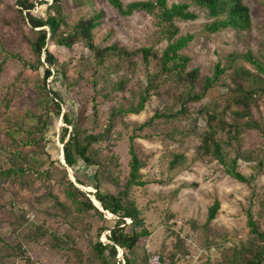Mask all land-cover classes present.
Here are the masks:
<instances>
[{"label": "rangeland", "instance_id": "rangeland-1", "mask_svg": "<svg viewBox=\"0 0 264 264\" xmlns=\"http://www.w3.org/2000/svg\"><path fill=\"white\" fill-rule=\"evenodd\" d=\"M132 1L123 0L125 6ZM89 2L87 6H81L75 0H65L63 7L70 22L100 14L99 25L93 31L98 46L107 47L117 43L127 50L150 48L159 56L163 54L169 42L160 33L157 17L141 10L130 16L122 15L108 0ZM243 2L250 11V30H222L210 34L205 25L212 19L206 9L198 7L193 0H168V6L174 3L189 4V10L198 14L196 20L176 22L180 33L174 40L181 36H193L181 51L191 58L189 70L197 68L201 78H205L213 74L217 63L221 62L225 66L229 55L245 54L247 51H252L264 62V0ZM15 3L16 0H0V142L15 151L23 148V151L33 155L36 170L35 173L28 171L27 176L15 174L0 177V264H25L19 257L6 255L2 258L19 242H23L27 250L37 258L56 264H77L73 252L50 246L51 231L64 235L70 228L61 219L56 207L57 200L67 202L63 186L57 183L62 179V173L56 170V178L52 180L43 173H36L37 170L45 172L52 167L51 160H59L67 166L63 159L60 135L64 128L72 132L73 126L64 123L63 113L70 110L75 114L79 100L85 99L89 131L101 134L106 132L112 113L122 110L109 135L97 143L96 147L102 156H114L118 160L114 175L123 179L130 170L131 134L155 114L163 113L170 104L167 99L169 96L153 93L140 114L124 113L138 104L137 94L147 85L149 71L155 68L156 59L153 56L149 69L145 68L139 55L136 69L119 70L111 66L110 61L96 63L94 54L82 43L72 48L50 44L49 48L57 58L59 67L68 69L72 85L68 87L58 75L56 80L49 78L47 89L57 90L66 103L60 116L48 112L45 108L46 97L40 87L44 70H33L24 63L25 60L34 61V58L28 39L14 18L17 15L13 10L16 8ZM50 3L51 0H37L33 14L45 17ZM243 64L257 72L250 62ZM122 81L127 82L124 89L119 87ZM226 92V86H216L201 103L189 105L192 118L182 124L190 130V135H183L181 129L174 131V125L162 118L139 132L142 138L134 140L142 164L140 173L147 184L133 188L131 198L140 209L144 223L142 228L133 229L127 225L125 230L139 232L145 229L148 232L137 247L128 253L138 264H143L145 253L154 256L161 252L168 255L173 253V264H230L227 263V256L232 257L235 249L247 244L251 238L249 211L264 230V136L252 130L241 137L240 143L227 149L229 162L238 154L255 156L253 161L238 159V169L250 179L249 183L237 181L226 173L224 165L215 159L202 158L197 152L199 134L204 131L205 122L198 119L195 110L222 101L220 96ZM253 112L255 117L264 121V98L260 109H254ZM48 115V126L41 134L37 130L40 117L45 119ZM226 119L230 121L233 118L228 113ZM9 121L11 126L8 125ZM172 129L174 133L170 131ZM9 131L14 132L16 142L6 135ZM41 136L45 138L42 145H46L48 154L37 155L34 150H38ZM27 141L30 145L24 146ZM7 154L5 151L0 152V165L4 168L12 166ZM174 154H183L185 161L177 168L170 169ZM67 170L68 178L74 180L82 190L92 194L96 192L92 181L94 167L80 163L75 170L69 166ZM76 176L90 182V186L79 185ZM102 190L116 194L118 188L105 181ZM92 194L89 196L95 200ZM215 201H219L221 206L216 218L207 225L208 209ZM28 209L32 210L28 213L29 219L20 225V212ZM93 213L89 219H84L83 225L88 224L84 230L89 231L95 243L99 229L106 227L108 229L100 237L109 241L108 234L117 225V217L104 212L105 215L100 218ZM126 222L129 224L131 220ZM35 224L44 225L50 230L49 234L34 240L30 233ZM178 239L182 241L178 243ZM76 242L82 252V264H97L86 236H77Z\"/></svg>", "mask_w": 264, "mask_h": 264}, {"label": "trees", "instance_id": "trees-1", "mask_svg": "<svg viewBox=\"0 0 264 264\" xmlns=\"http://www.w3.org/2000/svg\"><path fill=\"white\" fill-rule=\"evenodd\" d=\"M36 1L16 0V8L10 9L16 11L17 15L14 18H16V23L21 27L23 34L28 39L29 48L34 58V61L25 60L24 63L33 70L37 71L40 68L44 70V74L40 78V87L46 97L45 108L55 116L61 115L63 105L66 102L62 94L57 90L47 89V81L50 77L56 80L57 75L67 83L68 87L72 85V81L68 69L64 66L59 67L57 58L49 48L50 44L72 48L82 43L94 54L96 63L104 64L106 61H110V65L119 70L136 69L139 55H141L146 69L150 68L151 57L153 56L156 59L154 70L149 71L147 75V85L137 94L138 104L123 112L140 114L145 109L153 93L162 96L168 95L167 99L170 104L166 106L167 109L163 113L155 114L150 120L138 126L134 133L131 134L129 146L131 161L128 175L123 179L114 175L118 160L114 156H102L100 150L96 147L97 143L109 135L115 125L117 115L122 110L112 113V118L105 133L93 134L88 128L89 120L86 100L80 99L78 102L79 107L75 114H72L70 110L63 113L64 123L73 126L72 132H69L68 128H64L60 135L67 166L59 160H51L50 164L52 167L50 166L45 172L36 171L38 174H45L49 180L55 179L58 171L62 173V179L57 181V183L63 186L67 202L57 200L56 207L59 211V216H61L64 223L69 224L70 228L64 235L59 234L58 231H51L49 234L50 230L44 225L35 224L30 233L34 240L49 234L51 248L73 252L72 256L75 257L77 264L83 263L82 252L76 242L77 236H86L97 264H114L113 261H115L118 253L117 247L126 251L125 264H138L128 253L137 247L140 240L148 235V232L145 229L139 232L136 230L126 232L125 230L127 225L136 229L142 228L144 223L140 209L131 198L133 188L147 184L140 173L142 164L134 140L142 138L140 133L154 125L157 119L161 120L162 118H165L168 124L174 125V131L181 129L183 135H190V130L182 124L183 121L192 118V111L189 110V105L191 103H201L208 96V92L216 86H226L227 92L220 96L222 101L219 102L218 100L216 103H209L195 110L198 119L205 122V129L199 134L200 144L197 152L202 158L215 159L224 165L226 173L237 181L249 183L250 179L238 169V159L243 158L246 161H253L255 156L253 154H238L237 157L229 162L227 161V149L234 147L237 142L240 143L241 137L252 130L264 136V121L255 117L253 112L254 109H260L261 100L264 98V62L260 61L252 51H247L245 54L236 53L229 55L225 66L221 62L217 63L213 74L205 78H201L199 69L189 70L188 66L191 58L181 53V51L193 39V36H181L174 40L180 33V28L176 22L196 20L198 18V14L189 10V4L174 3L168 6V0H133L125 6L123 0H108L122 15L130 16L135 11L141 10L157 17L160 33L169 42L163 54L159 56L156 52H152L150 48L132 51L119 46L117 43L107 47H100L95 43L93 33L94 29L99 25L100 14L88 19L81 18L77 22H70L63 7L65 0H51L50 5L47 7L46 16H36L33 14ZM75 1L81 6H87L90 3L89 0ZM193 2L198 7L206 9L208 16L212 19L211 22L205 25L206 31L210 34L222 30L241 32L251 29L250 11L243 0H193ZM2 52L5 53L4 50ZM43 54H45V58L42 60ZM246 61L250 62L257 72L246 68L243 64ZM226 79H229V82H226ZM126 83V81H122L119 87L124 89ZM177 105H179L178 109L176 108ZM94 109L96 108L94 107ZM228 113L233 118L230 121L226 119ZM49 116L45 119L40 117V125L37 130L41 134L48 126ZM176 123L179 125L175 126ZM8 125L11 126L10 121ZM170 131L172 132L173 129ZM193 131L195 132L194 128ZM1 132L0 130V134ZM68 134L69 137L67 139ZM6 135L16 142L14 132L9 131ZM169 135L172 136L173 134ZM44 139L41 136L40 140L42 142L38 144V150H34L37 155L48 154L46 145H42ZM27 145H30V142H25L24 146ZM3 151L8 153L12 166L4 168L0 165V177L13 176L15 174L27 176L28 171L34 172L36 170L34 156L30 155L29 152L23 151V148L15 151L0 142V152ZM184 161L185 157L183 154H174L170 169L177 168ZM80 163L95 168L92 179L94 182L93 186L96 189L94 194L85 192L68 178L67 167L69 166L75 170ZM259 163L261 164V162ZM56 170L58 171L56 172ZM76 181L79 185L90 186V182L81 180L77 176ZM105 181L117 186L118 191L116 194L102 190ZM91 194L94 195L95 200L91 199L89 196ZM220 206V202L215 201L208 209L207 225L216 218ZM101 207L104 211L100 209ZM30 211L32 210L28 209V211L20 212V225L29 219L28 213ZM92 211H94L93 215L100 218L105 215L104 212L117 217V225L111 228V232L108 234L109 242L104 241L100 237L103 231L108 229L106 227L99 229L95 243L92 242L93 238L89 231L84 230L88 224L83 225V221L91 217ZM128 219L131 220L129 224L126 222ZM248 226L250 227L251 235L249 242L235 249L232 257L227 256V263L264 264V230L259 222L255 220L251 211L248 212ZM207 228L208 226H206ZM178 240V243L182 241ZM27 253H30L31 256H27ZM6 255L19 257L25 264H35L37 258L31 251L27 250L23 242L17 243V246L11 252L4 254L2 258ZM174 256L173 253L168 255L165 252L154 256L145 253L143 255V264H173Z\"/></svg>", "mask_w": 264, "mask_h": 264}, {"label": "built area", "instance_id": "built-area-1", "mask_svg": "<svg viewBox=\"0 0 264 264\" xmlns=\"http://www.w3.org/2000/svg\"><path fill=\"white\" fill-rule=\"evenodd\" d=\"M106 242H109V241H106ZM117 250H118V253H117V256L115 258L114 264H125V251H124V249H122L120 247H117ZM26 255L27 256H31L30 253H27ZM35 264H56V263H51V262H49L48 260H46L44 258H36V263Z\"/></svg>", "mask_w": 264, "mask_h": 264}, {"label": "water", "instance_id": "water-1", "mask_svg": "<svg viewBox=\"0 0 264 264\" xmlns=\"http://www.w3.org/2000/svg\"><path fill=\"white\" fill-rule=\"evenodd\" d=\"M63 159H64V151H63ZM64 162H65V159H64ZM64 162H63V163H64ZM65 164H66V163H65ZM73 181H74V180H73ZM74 182H75V181H74ZM100 206H101V205H100ZM100 209L104 211V209H103L102 207H101Z\"/></svg>", "mask_w": 264, "mask_h": 264}]
</instances>
